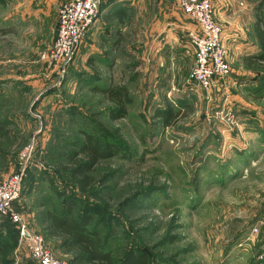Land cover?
Masks as SVG:
<instances>
[{
	"label": "rangeland",
	"instance_id": "rangeland-1",
	"mask_svg": "<svg viewBox=\"0 0 264 264\" xmlns=\"http://www.w3.org/2000/svg\"><path fill=\"white\" fill-rule=\"evenodd\" d=\"M50 1L43 14L40 0H0V182L19 172L24 153L28 172L12 208L19 222L2 226L4 264H34L21 227L69 264L45 216L65 215L67 201L74 215L89 213L87 229H98L116 264L131 253L148 264H264V62H244L261 55L252 27L263 0H209L228 35V75L201 90L190 78L191 57L173 89L157 97L149 75L135 73L139 56L108 68L85 41L61 70L48 69L40 54L52 46L57 10L69 0ZM151 1L138 2L144 23L154 14ZM222 1L230 2L226 10ZM110 85L130 98L116 120L100 94ZM167 107L185 117H169L166 126L155 111ZM86 135L120 152L94 167L84 194L65 165Z\"/></svg>",
	"mask_w": 264,
	"mask_h": 264
},
{
	"label": "crops",
	"instance_id": "crops-1",
	"mask_svg": "<svg viewBox=\"0 0 264 264\" xmlns=\"http://www.w3.org/2000/svg\"><path fill=\"white\" fill-rule=\"evenodd\" d=\"M139 1L143 2L101 0L98 13L84 40L89 51L87 53L91 54L90 57L104 59L108 68L117 67L120 64L119 59L139 56L135 73L149 75L151 86L153 83L152 90L156 92L158 89H173L179 73L184 71H181L182 64L194 57L187 33L195 29V25L179 9L177 0L151 1L154 3V14L144 23L146 11L143 13ZM48 3L52 2L40 0L37 10L46 14ZM229 3L222 1L218 7L224 8ZM217 19L222 22L223 17L217 14ZM223 36L225 39L228 37L225 32L222 33V38ZM129 38L131 40H127ZM90 76L88 80L92 79ZM95 79L98 78L94 77L92 83L96 82ZM157 95L156 92L155 96ZM158 104L157 102V108ZM2 228L0 235L3 233Z\"/></svg>",
	"mask_w": 264,
	"mask_h": 264
},
{
	"label": "built area",
	"instance_id": "built-area-1",
	"mask_svg": "<svg viewBox=\"0 0 264 264\" xmlns=\"http://www.w3.org/2000/svg\"><path fill=\"white\" fill-rule=\"evenodd\" d=\"M100 3L101 0H69L59 6L53 44L40 54V60L48 69L61 70L74 58L94 22ZM177 6L195 25V29L187 33L194 54L191 81L197 88L206 91L213 80L221 79L229 73L224 62L222 29L214 20L209 0H177ZM24 158L25 153L21 156L19 172L0 182V225L10 219L19 222L12 208L20 197L27 173ZM19 233L20 237L29 239V256L34 264H61L42 247L39 237L27 236L24 227H21Z\"/></svg>",
	"mask_w": 264,
	"mask_h": 264
},
{
	"label": "trees",
	"instance_id": "trees-1",
	"mask_svg": "<svg viewBox=\"0 0 264 264\" xmlns=\"http://www.w3.org/2000/svg\"><path fill=\"white\" fill-rule=\"evenodd\" d=\"M101 5V4H100ZM259 12L256 16L255 24L252 27L253 36L261 55L256 58H246L245 63L249 65L260 64L264 62V20L260 15L261 9L264 8V0L260 4ZM100 8V7H99ZM100 94L111 108L110 117L112 120L120 119L126 115L125 104L130 103L127 91L124 87L110 85L100 89ZM124 97V98H123ZM166 111L156 110L155 115L159 116L166 126L169 125V117H185L181 113L173 114L172 110L167 107ZM74 147L66 158L65 171L69 173L70 181L75 183L82 193H87L93 184L91 174L94 167L103 159H107L113 153H119L116 148L103 144L89 135L84 136V141H75ZM28 173V172H27ZM72 200V199H70ZM64 210L65 215H57L52 211L45 213L47 221V233L54 236L62 237V250L65 254L70 255L69 264H116L111 258L109 252L104 249V242L98 229L88 230L87 225L91 221L89 213L82 216H76L74 212L73 201H67ZM7 222L4 221L2 226ZM1 237V235H0ZM8 244L5 240L0 241V264H4L2 256L7 252ZM120 264H148V259L144 255L131 253Z\"/></svg>",
	"mask_w": 264,
	"mask_h": 264
},
{
	"label": "bare ground",
	"instance_id": "bare-ground-1",
	"mask_svg": "<svg viewBox=\"0 0 264 264\" xmlns=\"http://www.w3.org/2000/svg\"><path fill=\"white\" fill-rule=\"evenodd\" d=\"M101 4V3H100ZM99 10V9H98ZM98 13V12H97Z\"/></svg>",
	"mask_w": 264,
	"mask_h": 264
}]
</instances>
